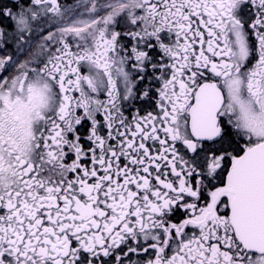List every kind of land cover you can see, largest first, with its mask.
Returning a JSON list of instances; mask_svg holds the SVG:
<instances>
[{"label": "snow or ice", "instance_id": "1", "mask_svg": "<svg viewBox=\"0 0 264 264\" xmlns=\"http://www.w3.org/2000/svg\"><path fill=\"white\" fill-rule=\"evenodd\" d=\"M0 264H264V0H0Z\"/></svg>", "mask_w": 264, "mask_h": 264}, {"label": "flooded vegetation", "instance_id": "2", "mask_svg": "<svg viewBox=\"0 0 264 264\" xmlns=\"http://www.w3.org/2000/svg\"><path fill=\"white\" fill-rule=\"evenodd\" d=\"M67 2H69V3H70V2H71V0H67Z\"/></svg>", "mask_w": 264, "mask_h": 264}]
</instances>
